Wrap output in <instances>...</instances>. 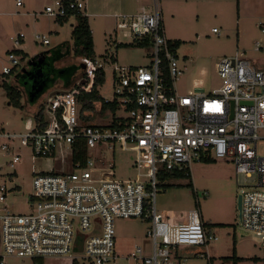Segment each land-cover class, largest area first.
<instances>
[{"label":"built area","instance_id":"obj_1","mask_svg":"<svg viewBox=\"0 0 264 264\" xmlns=\"http://www.w3.org/2000/svg\"><path fill=\"white\" fill-rule=\"evenodd\" d=\"M22 5L23 0H17V6ZM84 8V0H55L44 14L59 20L71 12L83 13ZM115 18V33L123 31L132 42L146 38L152 42L149 65L123 66L113 57V101L126 113L116 118V125L114 119L98 124L81 117L79 99L95 89L97 70L104 69L95 58L83 61L86 68L76 85L51 96L46 128L28 124L24 133L0 129L4 150L17 141L33 155L48 157L59 146H67L74 165L69 174L35 172L31 212L0 214V264H6L5 256L33 259L35 264L46 257L69 256L80 264L71 254L78 249L84 252L83 264H182L184 247L208 250L217 237L206 227L199 207L185 213L158 211L160 174L191 172L194 162L206 158L230 159L237 174L255 175L256 184L242 193L239 218L246 230L261 237L264 257V157L257 151L258 141L264 139V69L237 53L217 64L220 89L179 93L176 83L183 72L178 50L167 38L161 8ZM35 42L51 43L45 34H37ZM15 44H20L18 39ZM255 50L264 53L261 42ZM9 59L19 64L14 52ZM11 71L3 68L4 74ZM80 142L87 148V160L75 165V146ZM117 151L132 156L125 179L117 178L116 164L108 157ZM20 161L15 155L11 167ZM6 199V188L0 186V204ZM119 218L149 221L146 246L137 245L126 254L119 251L114 228Z\"/></svg>","mask_w":264,"mask_h":264},{"label":"rangeland","instance_id":"obj_2","mask_svg":"<svg viewBox=\"0 0 264 264\" xmlns=\"http://www.w3.org/2000/svg\"><path fill=\"white\" fill-rule=\"evenodd\" d=\"M22 7H17L15 0H0V129L11 133H24L28 124H35V115L42 106L49 117V104L53 90L63 89L61 82L45 89L37 98L29 93L17 77L21 69L28 67L29 61L39 52L60 50L68 57L57 63V67L79 65L80 57L75 55L73 26L77 23L75 17L61 24L60 21L48 15L35 18L33 11H42L46 6L53 5L55 0H23ZM83 13L89 16L95 42L96 60L104 65L106 82L99 88L100 94L108 101L115 97L114 89V59L123 66L140 67L149 65L151 56L146 48L122 45L130 44L132 38L123 31L115 33V15L136 14L142 8L134 0H84ZM154 3V1H152ZM241 0H160L163 13V25L169 40L182 41L178 49V57L183 72L177 81L179 93L204 92L211 93L220 89L222 79L217 70V64L224 58L235 57L244 53L248 58L258 62L264 69V53L256 51V43L264 47V2H261V15L248 16L239 20ZM87 8V9H86ZM149 8V7H146ZM28 12V13H27ZM40 23L43 30L40 33L49 35L50 45L40 46L33 41L34 24ZM263 27V28H262ZM219 30L216 34L213 29ZM58 30V33H56ZM52 31V32H51ZM26 36L24 41L29 58L14 65L9 59L10 51L21 49L13 44L18 34ZM14 70L11 75H4L3 68ZM7 81L17 86L23 92L20 106L9 105V98L2 83ZM78 82V81H77ZM76 82V83H77ZM120 109L116 117L125 116ZM113 113L108 116L96 114V123H111ZM0 140V186L7 191L5 203L0 204V214L5 211L25 214L31 212V195L33 194V179L35 172H53L69 174L74 171L72 153L67 146H59L53 156L39 157L31 150L12 142L11 149L4 150ZM257 151L264 157V139L258 141ZM15 155L21 156V161L11 167ZM116 164V176L125 179L131 173L127 164L132 159L130 153L117 151L109 155ZM192 183V186L189 184ZM168 186L159 187L157 195L158 211L171 210L187 212L192 208H201L203 220L209 226V231L217 237L212 240L208 250L204 246L184 247L182 264H233L229 257L234 254L241 260L237 264H264L263 252L260 246L261 237L257 233L246 230L240 222L238 200L243 192L256 184L255 175L247 178L237 174L232 160H215L213 162H194L191 166V177L172 178L166 181ZM197 191V195L195 194ZM199 201V204L197 203ZM78 228V225L76 226ZM114 228L117 235V246L121 253L133 251L137 246H146L148 241L149 221L141 218L116 219ZM72 256L80 264L84 252L73 250ZM42 264H72L69 256L46 257ZM6 264H35L33 259H21L5 256ZM116 264H134L120 261Z\"/></svg>","mask_w":264,"mask_h":264},{"label":"trees","instance_id":"obj_3","mask_svg":"<svg viewBox=\"0 0 264 264\" xmlns=\"http://www.w3.org/2000/svg\"><path fill=\"white\" fill-rule=\"evenodd\" d=\"M74 16L77 20V23L73 26L72 37L74 39V51L75 55L80 57L82 63L84 60H91L96 58L95 52V42L92 33V29L90 26L89 18L86 14L81 12H71L69 16L59 19V21H67L68 18ZM122 45H130L134 47H142L146 48L147 50L150 49L152 42L150 38H146L141 41H134L130 44H118L117 48ZM170 45L172 49L178 50L181 45L182 41L180 40H171ZM18 57L22 60L28 59V54L24 53L21 50H13ZM68 57L67 53L62 52V48L60 50H50L47 51V57L45 62L37 67H33L28 65L27 73H23L22 69L19 75L16 78L20 79L24 78L22 81L24 85L29 87V93H31L32 97L35 99L41 95V93L52 86L55 85L57 82H61L63 84V89H69L73 87L76 82L81 78L82 70L80 69L79 65H71L66 67H57V63L65 60ZM14 67L11 71V74L14 73ZM11 74H4V75H11ZM96 87L91 93L83 94L80 99L79 103L81 106V117L87 121H93V116L97 113L105 116V113L111 111L113 113V119L116 120V113L119 110V106L114 101H107L99 92L98 87H101L106 82V74L104 69L97 70L96 76ZM35 82V88L33 89L32 84ZM3 88L6 90L8 98L10 100L9 105L20 106L21 100L23 97V92L17 88L15 85H11L7 81L2 83ZM42 86V91L39 93H35L36 90ZM91 113L92 115H87ZM35 124L40 129H44L47 126L46 122V110L45 107L42 106L38 113L35 115ZM116 125L113 123V126ZM87 160V148L84 142H80L77 146H75V154H74V163H85ZM204 162H213L214 159H203ZM191 177V172L189 169H185L182 171H173L170 173H161L160 174V186L166 187V181L172 178H186ZM192 186V183L189 184ZM207 225V224H206ZM232 261L233 264H237L238 260H241L234 254L232 257L228 258ZM73 264H79L76 260H73Z\"/></svg>","mask_w":264,"mask_h":264},{"label":"crops","instance_id":"obj_4","mask_svg":"<svg viewBox=\"0 0 264 264\" xmlns=\"http://www.w3.org/2000/svg\"><path fill=\"white\" fill-rule=\"evenodd\" d=\"M16 1V5H17V0H15ZM141 8H142V10L143 9H145V10H153V9H155L156 7H159V8H161L160 7V0H134ZM152 1H154V3H152ZM261 2H264V0H241V4H240V10H239V20L241 21L243 18H245V17H248V16H255V15H261V13L263 12V9L261 8ZM23 4H24V2H23ZM23 6V5H22ZM21 6V7H22ZM17 7H20V6H17ZM146 7H149V8H146ZM87 9V8H86ZM44 10H45V8L42 10V11H40V12H38V11H33L34 13V15H35V18H39V17H41L42 15H45L44 14ZM141 10V11H142ZM0 11H1V9H0ZM1 13V12H0ZM28 13V12H27ZM88 16V15H87ZM72 17H74V16H72ZM71 18V17H70ZM70 18H68V20L70 19ZM88 18H89V16H88ZM67 20V21H68ZM59 21V20H58ZM67 21H60V23L61 24H63V23H65V22H67ZM89 22H90V20H89ZM91 26V25H90ZM92 29V28H91ZM41 30H43V27H41V25H40V23H38V21L37 22H35V24H34V32H35V34H34V37H33V39H34V43L36 44V42H35V37H36V35L37 34H45V33H40L41 32ZM52 32V31H51ZM72 32H73V29H72ZM71 32V33H72ZM56 33H58V30H56ZM92 33H93V30H92ZM22 33H20V34H18L14 39H12L13 40V44L14 45H16L15 44V41H16V39H18L19 40V42H20V44L18 45V46H21L22 45V43H23V46H21L22 48L21 49H14V50H21V51H23L24 53H27V50H26V47H28V45L26 44V42L24 41V39L26 38V36L24 35V37H20V35H21ZM45 35H47V34H45ZM48 37H49V35H47ZM38 45V44H37ZM17 46V45H16ZM13 50H11L10 51V53L12 52ZM42 52V51H41ZM41 52H39V53H41ZM96 52V51H95ZM148 52H149V50H148ZM38 53V54H39ZM28 54V53H27ZM37 54V55H38ZM20 58V57H19ZM28 58H29V54H28ZM76 85V84H75ZM61 90H63V89H61ZM54 91H57V90H53V92ZM52 92V93H53ZM52 95V94H51ZM108 101V100H107ZM111 101H113V100H111ZM109 113H111V112H106V114H105V116H108L109 115ZM93 117H95V116H93ZM96 121L97 120H94L93 122L94 123H96ZM57 153V150H56V152H55V154ZM56 172V171H55ZM195 194L197 195V191L195 190ZM165 211H171V210H165ZM206 224V223H205ZM206 227L209 229V226H208V224L206 225ZM183 250H184V248H183ZM183 252V251H182ZM41 262H43L42 260H41ZM72 264H73V261H72Z\"/></svg>","mask_w":264,"mask_h":264},{"label":"water","instance_id":"obj_5","mask_svg":"<svg viewBox=\"0 0 264 264\" xmlns=\"http://www.w3.org/2000/svg\"><path fill=\"white\" fill-rule=\"evenodd\" d=\"M46 57H47V51H43V52L39 53L35 58L31 59L29 61V65L33 66V67L40 66L45 62ZM85 68H86L85 64L81 63L80 64V69L82 70L81 76L83 75ZM27 69H28L27 67L23 68L22 72L27 73ZM32 87H33V89L35 88V82H33ZM42 89H43L42 86H40L36 90L35 93H39L40 91H42ZM60 92H63V91H61V90L54 91L51 96H55V95L59 94ZM241 207H242V195L239 196V200H238L239 216H240Z\"/></svg>","mask_w":264,"mask_h":264}]
</instances>
